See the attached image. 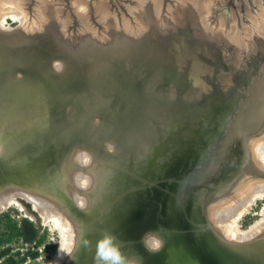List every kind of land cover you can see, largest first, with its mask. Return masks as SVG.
<instances>
[{
  "label": "water",
  "instance_id": "95a60500",
  "mask_svg": "<svg viewBox=\"0 0 264 264\" xmlns=\"http://www.w3.org/2000/svg\"><path fill=\"white\" fill-rule=\"evenodd\" d=\"M4 6L25 19L0 24V201L24 193L69 221L60 264H96L105 234L128 264H264V230L237 241L212 219L264 180L250 160L264 137V1ZM158 226L152 254L141 237Z\"/></svg>",
  "mask_w": 264,
  "mask_h": 264
},
{
  "label": "bare ground",
  "instance_id": "6f19581e",
  "mask_svg": "<svg viewBox=\"0 0 264 264\" xmlns=\"http://www.w3.org/2000/svg\"><path fill=\"white\" fill-rule=\"evenodd\" d=\"M21 16L23 17V14L19 10H16L11 6H4V8H0V24L6 23L7 17H10L16 21L18 20L22 21L23 18ZM262 143H264V141ZM259 163L261 164L262 168H264V160L260 159ZM79 179L81 180V184L83 186H87L89 184L90 178L88 176L81 175ZM23 194L24 193H22V195ZM23 196L30 198L26 194H24ZM259 199H264V180L261 181L257 180V182L251 181L250 183L245 185V187L236 197H233L229 199L226 203L216 207L215 211L212 214L213 222L217 225L221 233H223V235L229 239H233V240H237L238 238L243 239V237L245 236H248L245 240L251 239L252 237L259 234V232H262L264 230V209L260 213L262 215V219L256 221V223L251 226L248 232L238 231L237 225L240 219ZM33 202L37 209H39V205H41V207L43 208V210L41 211L46 221L49 219L54 221L57 227L61 229L60 231L65 234L64 236L65 241L63 242V244L67 248H70L72 244V239H74L73 238L74 231L69 221L65 220L62 214L59 211H55L50 204L48 203L46 204L38 200H33ZM13 204L19 206L21 205L22 209L24 207L16 199L15 195L8 194L6 198L0 201V211L2 209H3L2 211H5L7 207ZM225 222L227 224H225ZM237 241H242V240H237ZM73 244H74V240H73ZM61 255L64 254L61 253ZM63 259H60V257L57 255L52 260V262H50V264H59Z\"/></svg>",
  "mask_w": 264,
  "mask_h": 264
},
{
  "label": "rangeland",
  "instance_id": "374dc122",
  "mask_svg": "<svg viewBox=\"0 0 264 264\" xmlns=\"http://www.w3.org/2000/svg\"><path fill=\"white\" fill-rule=\"evenodd\" d=\"M52 1H57V0H52ZM66 1H68V0H66ZM90 1L94 2L95 0H90ZM109 1H111V3H114L116 0H109ZM22 18H23L22 21L21 20L16 21L10 17H7V22L3 23V27L6 29L15 28L19 24L24 22V19H25L24 15ZM16 199L24 206L23 209L21 208V205L19 206V205L13 204V205H10L9 207H7L6 211H3V212H11L16 218L28 217L29 219L33 220L34 223L39 228L38 238H39V236L46 235L45 244L41 245L40 247H37L35 245L34 241H30L28 243V245L23 246V244H22V246L21 245H18V246L21 248L23 253H25L26 248H29V247L32 248L33 250L39 251L38 259H36L35 261L34 260H28L29 264H50V262H52V260L58 255V249L60 247V244L65 241V239H64L65 234L60 231L61 229L59 227H57V225L54 223V221H52L50 219L47 221L45 220L43 213L41 211V210H43L41 205H39V209H37L35 207L33 200L31 198L24 197L23 195L19 196V197L17 196ZM259 200L264 201V199H259ZM259 200H257V202ZM254 205H252V207ZM252 207L247 211V213L238 222V225H237L238 231H242V232L247 231L248 232L249 229L251 228V226L256 223V221L262 219V215L260 213L264 209V207L260 211L259 216H257L254 220L247 221L248 213L250 212ZM225 224H227V223L225 222ZM73 235L75 236V234H73ZM74 236H73V238H74ZM247 237L248 236H245V237H243V239L238 238L237 240H245ZM73 240L74 239H72V244H71L70 249L73 246ZM49 244H54L56 246L55 250H47L46 251L45 246L48 247ZM66 257L67 256H65L64 259Z\"/></svg>",
  "mask_w": 264,
  "mask_h": 264
},
{
  "label": "trees",
  "instance_id": "16d2710c",
  "mask_svg": "<svg viewBox=\"0 0 264 264\" xmlns=\"http://www.w3.org/2000/svg\"><path fill=\"white\" fill-rule=\"evenodd\" d=\"M38 234L39 228L33 220L28 217L16 218L11 212H2L0 214V264H29L28 260L38 259V250L29 247L23 253L18 246L28 245L30 241H34L37 247L44 245L46 235L38 238ZM55 248L54 244L45 246L46 251L55 250Z\"/></svg>",
  "mask_w": 264,
  "mask_h": 264
},
{
  "label": "clouds",
  "instance_id": "9594fccd",
  "mask_svg": "<svg viewBox=\"0 0 264 264\" xmlns=\"http://www.w3.org/2000/svg\"><path fill=\"white\" fill-rule=\"evenodd\" d=\"M55 68L56 65L54 64ZM255 153L261 160H264V143L257 144ZM160 227L154 230H149L141 237V242L144 248L152 254L159 252L164 241L159 235ZM122 246L118 239L111 234H105L96 241L95 245V260L96 264H128L125 254L121 250ZM72 249L67 248L63 243L58 249V256L63 259L64 256L71 258ZM63 253L64 255H61Z\"/></svg>",
  "mask_w": 264,
  "mask_h": 264
},
{
  "label": "flooded vegetation",
  "instance_id": "af4514ba",
  "mask_svg": "<svg viewBox=\"0 0 264 264\" xmlns=\"http://www.w3.org/2000/svg\"><path fill=\"white\" fill-rule=\"evenodd\" d=\"M231 1H232V0H231ZM252 1H253V0H250V3H251V4H252ZM262 1H264V0H262ZM222 9H223V10H222V13H224V14L227 15V16H230V11H229L227 5H226V6L223 5ZM218 86H219V85L216 84L215 87H214V96H215V97H218V94H217ZM263 141H264V137L257 138V139L255 140V142H254L255 147H256L257 144H260V143H262ZM255 147H253V152L251 153V157H250L251 164L254 163V160H255V162H259V161H260L259 157L257 156V154H256L255 151H254ZM247 163H248V162H247ZM249 163H250V162H249ZM259 164H260V163H258V164L256 163L257 166H258ZM256 165H255V166H256ZM257 166H256V167H257ZM247 172H249V176L252 175V171H251L250 168L247 170ZM262 183H263V182H262ZM263 207H264V201H263V200H259L258 202L256 201L255 205L252 207V209H251L250 212L248 213L247 221L254 220L257 216H259V213H260V211L262 210Z\"/></svg>",
  "mask_w": 264,
  "mask_h": 264
}]
</instances>
